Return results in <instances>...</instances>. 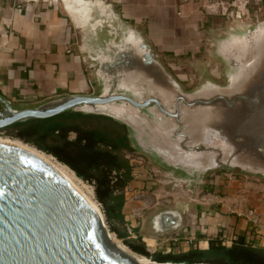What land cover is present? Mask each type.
Masks as SVG:
<instances>
[{"label":"water","instance_id":"1","mask_svg":"<svg viewBox=\"0 0 264 264\" xmlns=\"http://www.w3.org/2000/svg\"><path fill=\"white\" fill-rule=\"evenodd\" d=\"M46 2L61 7L77 30L95 91L27 108L0 96V130L62 113L104 116L125 128L131 150L176 182H192L194 190L214 171L264 181V19L253 25L236 21L224 37L212 40V57L224 65V85L200 75L184 91L111 4ZM100 214L49 162L0 142V264H168L141 263L121 250ZM175 215L159 218L163 231L175 228Z\"/></svg>","mask_w":264,"mask_h":264},{"label":"crops","instance_id":"2","mask_svg":"<svg viewBox=\"0 0 264 264\" xmlns=\"http://www.w3.org/2000/svg\"><path fill=\"white\" fill-rule=\"evenodd\" d=\"M5 1L0 0V96L13 107L27 108L62 96L91 94L92 68L79 51V34L62 8L39 0ZM104 1L141 32L159 58L173 65L193 61L208 33H219L223 19L218 15L227 12L231 0ZM245 3L246 19L263 17L264 0ZM175 73L179 79L186 77ZM177 205L186 211L182 226L171 237H188L194 245L202 236L196 243L199 249L220 235L227 246L238 235L253 246H264L262 183L220 173L199 197Z\"/></svg>","mask_w":264,"mask_h":264},{"label":"trees","instance_id":"3","mask_svg":"<svg viewBox=\"0 0 264 264\" xmlns=\"http://www.w3.org/2000/svg\"><path fill=\"white\" fill-rule=\"evenodd\" d=\"M0 133L51 156L91 185L111 232L139 256L168 264H264V246H253L243 235L229 246L221 238L211 237L206 249L197 247L202 239L197 236L187 251L177 253H149L141 237L125 240L122 209L124 190L133 180V167L127 157L132 150L125 128L107 117L62 113L16 122Z\"/></svg>","mask_w":264,"mask_h":264},{"label":"rangeland","instance_id":"4","mask_svg":"<svg viewBox=\"0 0 264 264\" xmlns=\"http://www.w3.org/2000/svg\"><path fill=\"white\" fill-rule=\"evenodd\" d=\"M39 1L44 3H48L46 1L51 2V0ZM9 2L10 1L6 0L4 4ZM13 2H16V0H13ZM245 2H248V0H231L230 3H228L229 5L225 7V9L227 8V12H221L218 15V17L223 19L219 33L217 35L215 34V32L208 33V36H206L205 45L200 49L199 53L195 56L193 61L183 62L180 60L172 65L171 62L163 61L162 58L158 57L166 67V69L173 75V77H175L179 81L184 91L193 89L197 85L198 77L200 75H205L214 82L220 85H224L221 78L224 70V65L220 61H217L212 57V40L217 39V37H224L227 33V29L236 21H241L246 24L253 25L256 23V21H261L264 19V15L260 18H255L253 16L251 17L252 20L246 19L244 17L243 9L248 5V3ZM22 3H25V1H22ZM233 10L234 12H232ZM208 37L210 40H208ZM170 65H172V67ZM171 68H173L174 70H172ZM174 71L181 72V74L186 76L185 79H179ZM94 86L95 84L93 83L92 93L95 91ZM0 142L16 146L15 144L18 141L8 138L0 133ZM127 157L129 158V161L133 167V180L126 186L124 190L125 201L122 209V215L124 220L123 228L125 229V232L127 234L125 240H134L137 237L143 238V236L145 235L142 232V224L149 217L150 213H152L156 208L164 209L166 207H171L172 205L174 206V204H182L187 200L199 197V195L203 191V188L208 186L209 181L212 179V177L220 173L228 174V176H231L234 179L236 178V180L237 178H244L264 184L263 180H256L250 177H245L243 175L237 174V172L233 173L227 171H214L212 173H209L208 176L205 177L203 185L196 188V190L198 191H188V189L193 188L192 182H176L174 179H172L173 176L171 173L164 170L161 166L156 164L148 157L141 155L134 150H132L131 153L127 154ZM80 181L83 183L82 185L80 184V188L82 189L83 194L101 213L104 229L106 230L111 242L119 246L124 252L128 254L133 253L137 256V254L132 252L127 247V245L124 243V240L118 238L114 232H111L110 224L106 222L101 205L95 198L93 187L83 182L82 180ZM146 237L147 236H145V238ZM169 237L171 236L166 235L164 238L156 239V241L161 242L168 239ZM148 252L154 253L151 249ZM138 257L148 260L149 263L153 262L152 260L139 255L137 256V259Z\"/></svg>","mask_w":264,"mask_h":264},{"label":"flooded vegetation","instance_id":"5","mask_svg":"<svg viewBox=\"0 0 264 264\" xmlns=\"http://www.w3.org/2000/svg\"><path fill=\"white\" fill-rule=\"evenodd\" d=\"M194 190L188 189V191ZM198 191V190H196ZM186 210H183L182 207L178 206L177 204L172 205L171 207H166L164 209H155L152 213H150L149 217L145 220V222L142 224V232L145 236L154 238V239H160L164 238L166 235L170 236L174 232L178 231L179 228L183 224V216L184 212ZM173 213L177 214L175 215L177 217V221L174 223V229L173 230H165L163 223L159 221V218L163 216L164 214ZM182 216V218H181ZM170 224V223H169ZM172 224V223H171ZM172 229V228H171Z\"/></svg>","mask_w":264,"mask_h":264},{"label":"bare ground","instance_id":"6","mask_svg":"<svg viewBox=\"0 0 264 264\" xmlns=\"http://www.w3.org/2000/svg\"><path fill=\"white\" fill-rule=\"evenodd\" d=\"M3 143V142H2ZM16 146L25 148L35 154H37L38 156H40L41 158H43L44 160H46L47 162H49L51 165H53L56 170L59 172V174L65 178L69 184L80 194L82 195L85 200H87L97 211L98 209L87 199V197L83 194L82 189L80 188V184L82 185L83 183L74 175V173L68 169L66 166L62 165L61 163L55 161L54 159H52L50 156H47L46 154H43L42 152H38L37 150H35L34 148L27 146L21 142H16L15 144ZM99 212V211H98ZM101 215V214H100ZM145 241L148 243L149 246H151L153 244V241L146 237ZM119 247V246H118ZM120 248V247H119ZM121 249V248H120ZM122 250V249H121ZM138 260L141 263H149L148 260L144 259V258H139Z\"/></svg>","mask_w":264,"mask_h":264},{"label":"built area","instance_id":"7","mask_svg":"<svg viewBox=\"0 0 264 264\" xmlns=\"http://www.w3.org/2000/svg\"><path fill=\"white\" fill-rule=\"evenodd\" d=\"M220 238L224 242L226 241V238L223 235H220ZM142 242L145 243L148 251H150L151 249L152 252L160 251L162 253H170V252L177 253L180 250L186 251L192 245V240L190 238L188 237L180 238V236H173L161 242L156 241L155 239V241H153V244L151 246H149L148 243L145 241V237L142 238Z\"/></svg>","mask_w":264,"mask_h":264}]
</instances>
